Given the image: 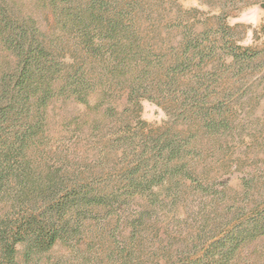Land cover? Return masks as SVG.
I'll list each match as a JSON object with an SVG mask.
<instances>
[{
    "label": "trees",
    "instance_id": "obj_1",
    "mask_svg": "<svg viewBox=\"0 0 264 264\" xmlns=\"http://www.w3.org/2000/svg\"><path fill=\"white\" fill-rule=\"evenodd\" d=\"M146 1L0 0V264H40L59 243L81 244L84 221L98 220L99 211L119 219L138 198L153 207L159 191L174 201L185 182H195L188 169L193 135L169 123L152 128L140 119L141 103L170 101L177 119L196 116L213 135L218 106L208 101L201 73L214 57L247 63L261 50L228 42L230 27L222 22L196 33L193 23L172 21L168 28L184 34L167 59L144 26ZM122 96L121 115L132 122L116 119L111 101ZM58 101L85 108L71 123L73 135L88 129L95 136L112 125L93 148L98 173L85 172L79 160L74 166L54 145L48 114ZM109 154L118 167L103 166ZM263 235L264 216L256 214L180 264H235L237 251Z\"/></svg>",
    "mask_w": 264,
    "mask_h": 264
},
{
    "label": "rangeland",
    "instance_id": "obj_2",
    "mask_svg": "<svg viewBox=\"0 0 264 264\" xmlns=\"http://www.w3.org/2000/svg\"><path fill=\"white\" fill-rule=\"evenodd\" d=\"M146 3L151 9L144 26H149L152 43L164 46L167 59L172 58L174 46L184 34L175 26L168 28L172 21L193 23L196 33L216 31L217 23L222 22L230 27L228 42L261 53L247 63L217 56L201 73L200 82L208 101L218 106L214 114L220 130L213 135L201 128L196 116L184 122L177 119L170 101H161L162 105L142 101L143 122L154 129L169 123L184 134L193 135L194 154L188 159V169L194 183L185 182L174 192V201L168 192L159 191L153 207L145 198H138L127 211L121 212L119 219L106 218L105 212L99 211L98 220L84 221L81 244L73 249L59 243L40 264H180L198 257L227 232L245 228L256 214L264 216V0ZM50 19L45 27L47 33L52 31ZM194 82L193 79L190 84ZM111 102L117 109L116 119L134 121L129 113L121 115L127 106L123 96ZM84 110L82 105L58 101L49 109L48 126L54 145L70 155L74 166L79 160L85 172L98 173L99 156L93 148L100 133H106L112 125L103 128V132L97 131L95 136L88 129L73 135L75 127L71 123ZM102 163L106 169L119 166L113 154ZM139 212H143V223L133 230L131 224ZM22 252L20 248L19 259ZM235 258V264H264V235L242 246Z\"/></svg>",
    "mask_w": 264,
    "mask_h": 264
}]
</instances>
